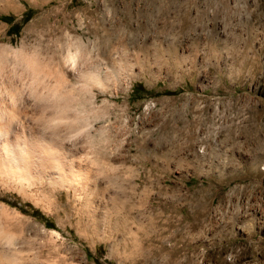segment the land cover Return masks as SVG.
<instances>
[{
	"label": "rangeland",
	"instance_id": "rangeland-1",
	"mask_svg": "<svg viewBox=\"0 0 264 264\" xmlns=\"http://www.w3.org/2000/svg\"><path fill=\"white\" fill-rule=\"evenodd\" d=\"M0 57L2 119L81 175L0 177L10 260L264 264V0H0Z\"/></svg>",
	"mask_w": 264,
	"mask_h": 264
},
{
	"label": "bare ground",
	"instance_id": "bare-ground-1",
	"mask_svg": "<svg viewBox=\"0 0 264 264\" xmlns=\"http://www.w3.org/2000/svg\"><path fill=\"white\" fill-rule=\"evenodd\" d=\"M1 58V57H0ZM2 67V66H1ZM1 71V70H0ZM3 73V71H2ZM0 72V74H2ZM11 73V72H10ZM4 76V75H2ZM0 76V77H2ZM10 76V75H9ZM7 77V76H6ZM13 77V76H12ZM4 78V77H3ZM2 78V80H3ZM1 82V81H0ZM3 83V81H2ZM0 83V85L2 84ZM18 86L17 84H15ZM13 86V85H12ZM24 86V85H23ZM85 86V85H84ZM8 87V86H6ZM1 88V87H0ZM15 88V87H14ZM10 89V87L8 88ZM63 89V88H62ZM6 92H9L5 90ZM20 91V90H17ZM63 91V90H62ZM11 92V91H10ZM22 92V91H20ZM23 93V92H22ZM55 93V91H54ZM53 94V93H52ZM1 95V94H0ZM11 95V94H10ZM17 95V94H16ZM14 96V94H13ZM20 96V94H19ZM24 95H21L23 97ZM2 96H0L1 98ZM11 98V96H10ZM65 98V97H64ZM15 99V98H14ZM26 99V97H25ZM35 99V98H34ZM63 99V98H62ZM23 100V99H22ZM36 100V99H35ZM41 100V99H39ZM15 101V100H14ZM30 101V100H29ZM28 101V102H29ZM37 101V100H36ZM25 102V101H24ZM40 102V101H39ZM27 104V103H26ZM30 104V103H29ZM2 105V104H1ZM0 105V177H9L13 179L18 180L19 178H24L26 181L30 180L33 178L32 182L34 181L33 176H41V175H46L47 176V181L49 180L50 183L52 184H57L60 180H65L70 184V177L74 179V177L78 176L76 174L77 172L79 173V169L75 173V171H71V166H70V157L66 155L63 151H60V148L58 147L57 141L53 139L52 137H46L45 135L40 134V135H31L29 133L26 135L22 127V121L21 119H14L13 122H5L4 116L2 117V109ZM6 107L8 106L5 104ZM31 105V104H30ZM42 105V104H41ZM47 106V105H46ZM4 107V105H2ZM31 107V106H30ZM29 107V108H30ZM45 107V105L43 106ZM42 107V108H43ZM59 107V106H58ZM5 108V107H4ZM3 108V109H4ZM18 108V107H17ZM16 108V109H17ZM6 109V108H5ZM48 109V108H47ZM7 110V109H6ZM14 110V109H13ZM30 110V109H29ZM36 110V109H35ZM61 110V109H60ZM16 111V110H14ZM22 111H24L22 109ZM38 111V110H37ZM45 111V110H44ZM3 112H6L5 110ZM33 112V111H32ZM43 112V111H42ZM60 112V111H59ZM12 113V112H11ZM39 113V112H38ZM57 115V111L55 112ZM19 114V113H18ZM16 114V117L18 116ZM23 114V112H22ZM28 114V113H27ZM54 114V113H53ZM7 115V114H6ZM20 116V115H19ZM23 116H25L23 114ZM59 116V114H58ZM8 117V116H7ZM38 117V116H37ZM36 117V118H37ZM14 118V116L12 117ZM26 119V117H24ZM34 117V119H36ZM24 119V120H25ZM54 119V118H53ZM58 119V118H57ZM31 120V119H30ZM29 120V121H30ZM56 120V119H54ZM53 120V121H54ZM12 121V119H11ZM35 121V120H34ZM38 121V120H36ZM57 121V120H56ZM27 122V120H26ZM41 122V121H40ZM42 123V122H41ZM33 124V122H32ZM40 124V123H39ZM50 125V123H48ZM45 125V124H44ZM30 126V125H29ZM45 128H47L45 126ZM35 129V127H34ZM54 137V136H53ZM56 138V137H54ZM58 139V138H57ZM62 139V137L60 138ZM62 146L63 143L58 141ZM9 145V148H8ZM67 146V145H66ZM81 150V149H80ZM70 152V151H69ZM64 153V154H63ZM80 157V156H79ZM81 165V164H80ZM74 166V165H73ZM79 168L80 166L77 165ZM86 167V166H85ZM75 169V168H74ZM81 169V168H80ZM71 171V172H70ZM83 173V172H82ZM86 173V172H85ZM84 173V175H85ZM80 175V173H79ZM81 176V175H80ZM79 177V176H78ZM0 178V179H1ZM8 178V179H9ZM115 178V177H114ZM117 178V177H116ZM7 179V178H6ZM2 178V180H6ZM37 180V179H36ZM43 180V178L41 179ZM72 180V179H71ZM76 180V179H75ZM78 180V179H77ZM111 180V179H110ZM9 181V180H8ZM13 181V182H15ZM23 182V180H18L15 183H18L16 185H20V187H24L25 184L28 186L29 182L26 183ZM31 181V180H30ZM38 181V180H37ZM10 182V181H9ZM31 182V183H32ZM78 182V181H77ZM88 182V181H87ZM112 182V181H110ZM3 183V182H0ZM12 183V182H11ZM35 184V183H34ZM37 184V182H36ZM15 185V186H16ZM31 185V184H30ZM29 185V186H30ZM51 185V184H50ZM28 186V187H29ZM32 186V185H31ZM31 186L29 188H31ZM55 186V185H54ZM70 186V185H69ZM19 187V186H17ZM24 187L23 189H25ZM135 191V190H134ZM117 205V204H116ZM126 209V206L122 205ZM117 208V207H116ZM1 244V243H0ZM6 245V244H5ZM1 249V248H0ZM7 250V248H6ZM8 251V250H7ZM11 251V250H10ZM14 255V254H13ZM10 257L12 255L5 250H0V263L4 259H7L8 264H21L16 257L13 256L15 259L10 260ZM5 262V261H4ZM25 263V262H24ZM22 263V264H24Z\"/></svg>",
	"mask_w": 264,
	"mask_h": 264
},
{
	"label": "clouds",
	"instance_id": "clouds-1",
	"mask_svg": "<svg viewBox=\"0 0 264 264\" xmlns=\"http://www.w3.org/2000/svg\"><path fill=\"white\" fill-rule=\"evenodd\" d=\"M89 55L90 53H85V60L88 59ZM64 62L66 64L67 71L72 72L77 77H80L82 75V73L77 70L79 66L77 65V53L75 51L67 52L64 57ZM57 123H66V122L52 121L53 126ZM39 129L42 133L52 136V132H53L52 127H49L47 129L45 128H39ZM82 131L83 129H81L80 131H73L68 135L67 139H65L63 142L72 145L73 141H77L78 138L82 135Z\"/></svg>",
	"mask_w": 264,
	"mask_h": 264
}]
</instances>
